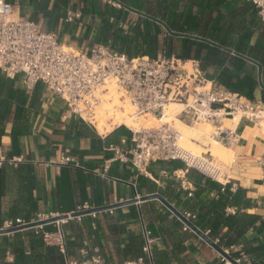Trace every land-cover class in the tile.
Returning a JSON list of instances; mask_svg holds the SVG:
<instances>
[{
  "label": "crops",
  "instance_id": "1",
  "mask_svg": "<svg viewBox=\"0 0 264 264\" xmlns=\"http://www.w3.org/2000/svg\"><path fill=\"white\" fill-rule=\"evenodd\" d=\"M8 1L16 7V10L22 16L29 17L36 22L39 21L40 17H43L38 12L41 0ZM118 1L122 4L121 9L113 8L99 1L93 2L92 9H88L85 1L71 0L68 11H81L83 14L81 20L75 23H66L65 18H63L59 20L55 29L48 30L47 21L42 18V27L47 31L55 32L60 42L63 41L62 44L84 51L92 45L98 44L96 40L105 17L109 18L111 23L123 27L124 33H127L129 25L136 24L138 18L141 17L127 8L140 11L149 16L151 15L147 11L153 10L160 16L163 11H168L173 3L178 15L190 10L194 16L198 9L211 7L215 10L212 14H208L209 20L215 24L218 16L222 15L224 20L221 25L224 26L226 21L227 25L230 23V12L252 6L245 0H224L223 2H213V0H127L128 5L124 4L122 0ZM53 4L54 0L49 5L50 9ZM153 18L165 24L160 18ZM200 19L201 16L199 15ZM243 20L247 21L244 22ZM251 20V15L246 17L243 16L242 12L239 13L236 18H233V23L239 26L243 21L245 23L244 29L241 30V27H238L241 32L230 35V39L232 38V41L236 43L244 31H252L253 34L248 44L247 54L236 52L233 44L230 47H225L232 52H226L210 44L208 45L218 49V54L221 56L225 54L236 56L234 53H237L253 61L249 62L236 56L246 62L245 70L240 74L249 75L257 82L254 94L256 98L257 95L262 96L264 91L260 84L262 82L264 85V43L262 41L264 26L258 14L254 18V22L249 23ZM75 25H77V28L73 33ZM158 25L163 29V34L159 39L158 55L164 52L168 54L165 49V38L169 35L173 38L171 55L176 56L182 51L183 40L186 38L173 37L162 25ZM66 26H68V29ZM185 35L202 38L197 34ZM203 39L218 44L209 38ZM189 40L192 41V59L200 61L207 79L216 82L222 88L235 87V81L230 77L231 74L237 71L234 66L229 62H226L223 66L206 64L204 61L202 62L206 52H201V59L195 58L198 52L197 43L204 42ZM107 46L110 47L111 51L121 52L120 47L112 43ZM226 73L227 75H225ZM1 74L5 76L3 73ZM15 82L17 86L23 88L19 81ZM40 86L41 101L31 115L32 134L22 139L21 154L11 156L12 122L7 124L0 145V154L5 158L0 168L5 165L7 168L16 169L22 164H31L34 167V198L37 202V211L34 212L33 219L40 213L55 216L73 213L62 214L60 211L58 178L64 168L70 170L72 176L71 185L73 187L72 191H74V202L77 205L76 211L85 204H88L91 208L102 207L124 203L137 199L139 196L160 194L177 207L181 213L188 214L184 208L190 201H194L197 192L194 182L190 179V174L187 179L192 187L191 192L184 190L181 183L172 176L165 177L161 175V172L171 174L174 170L183 169L184 164L182 162L159 163L153 166V178L159 184L149 178L138 176L137 171L129 163L114 161L117 150L128 151L133 147L131 132L127 128V130L124 129L125 127L115 128L106 135H100L78 119L65 118L63 101L53 93L48 92L45 86ZM33 91L29 92L32 93ZM255 98L253 101L261 102L264 105L262 98L259 100H255ZM224 126L235 129L240 136V141L237 144L229 146L223 143L234 153L231 167L226 174L230 179V186L234 185L235 191L239 187L246 190L247 198L252 201L255 207L245 212L260 217L259 222L247 233L246 239L257 238L264 242V166H261L258 162L259 160L264 161V133L259 124L246 120H241L237 127H234L232 123L224 124ZM63 159H69L71 163L64 164ZM106 165L109 166V169L105 176H102ZM77 170L83 171L87 176L93 175L94 183L93 185L87 184L86 194L88 199L83 203L79 191L75 189L77 188V181L73 176L76 175ZM205 180L206 178L203 177V183H205ZM170 183H173L172 187L176 189V195L180 191L182 192L180 195L182 204L180 206L177 205L176 199L170 200V197L166 194V188ZM18 184L16 179H12L7 194L1 198L0 212L5 219L4 223L15 220L11 212L14 203L18 199ZM95 189H99L101 194L102 205L100 206L94 200ZM204 195L201 197L204 198ZM216 196L217 193L212 192L209 198H215ZM174 217L161 202L155 200L118 208L113 210L112 214L102 212L98 213L96 217L84 216L69 219L62 224V231L66 243L69 244L70 262L72 264L74 262L78 264H124L130 261L135 253H138L140 257L145 256V244L142 236L144 224L151 231L153 237L157 239L153 251L154 264H227L212 247L185 225L181 230L175 229L170 224H164V221L172 220ZM15 221H22V218L19 216ZM52 227L56 230L52 233L54 234L57 232V226L52 225ZM166 230L174 232L177 237H169ZM13 235L0 236V244L4 237L11 238ZM184 235L186 237L183 238ZM13 262L14 256L10 253L4 259H0V264H12ZM257 264H264V262Z\"/></svg>",
  "mask_w": 264,
  "mask_h": 264
},
{
  "label": "built area",
  "instance_id": "2",
  "mask_svg": "<svg viewBox=\"0 0 264 264\" xmlns=\"http://www.w3.org/2000/svg\"><path fill=\"white\" fill-rule=\"evenodd\" d=\"M83 1L88 9H92L96 1L122 8L118 0ZM245 1L256 8L264 26V0ZM82 15L81 11L69 10L65 22L75 23L81 20ZM0 71L7 78L19 81L27 91H33L38 85L45 86L48 92L63 101L65 118L78 119L100 135L109 133L107 128L103 129V133L99 131L102 116L107 118L110 115L114 117L116 113L124 114L122 106L127 101L135 108L133 117L136 121L142 118L145 121L154 120L157 126H139L135 129L125 124H114L113 119H108L106 123L112 128L111 131L119 127L127 128L133 144L128 151L117 150L114 161L129 163L138 176L149 178L157 184L159 182L153 178L152 167L159 163L180 161L184 164L183 169L174 170L171 174L161 172V175L172 176L184 190L190 192L192 187L187 176L192 171L221 184L223 188L231 183L211 154L193 155L184 149V136L177 129V122L188 126H210L213 138L232 146L240 141V136L235 129L224 127V120L234 124L236 116L240 115L242 120L259 125L264 121V105L261 102L251 101L208 80L198 60H183L165 52L155 59L143 54L129 57L122 52H112L104 44L92 45L84 51L71 48L62 44L55 32L47 31L39 27L36 21L22 16L8 0H0ZM111 91L123 95L122 106L103 109L107 101L105 97H110ZM108 102L112 104L113 100ZM171 105L178 108L169 112ZM3 161L5 158L0 154V165ZM62 162L71 163L69 159ZM258 162L264 166L263 160ZM108 169L106 165L102 176ZM231 191L235 192L234 185ZM88 209L91 207L85 204L78 211ZM235 212L234 209L228 210L230 214ZM108 213L112 214L113 211ZM185 215L191 219L190 214ZM56 217L59 216L40 213L30 223ZM16 222L18 225L14 221L6 222L2 229L29 224ZM63 223L47 225H56L57 232L45 233L44 237L47 243L65 252ZM142 236L145 256L124 264H154L153 251L157 239L144 224ZM241 256L243 264H252L243 253Z\"/></svg>",
  "mask_w": 264,
  "mask_h": 264
},
{
  "label": "trees",
  "instance_id": "3",
  "mask_svg": "<svg viewBox=\"0 0 264 264\" xmlns=\"http://www.w3.org/2000/svg\"><path fill=\"white\" fill-rule=\"evenodd\" d=\"M51 1L41 0V4L38 7V12L47 21L48 30L55 29L59 20L66 17L71 4V0H54L53 7L50 9L49 5ZM223 1L213 0V2ZM122 2L128 5L127 0H122ZM214 10L211 7L200 8L194 16L190 10L178 15L175 4L172 3L170 9L165 12L163 11L160 16L153 12V10H148L147 13L153 17L160 18L174 33L197 34L202 38H209L224 47H230L233 44L236 52L247 54L248 44L253 33L251 30L244 31L239 40L234 43L232 38L230 39V35L241 32L238 27H241V30H243L245 26L244 22L247 20H243L244 22L242 21L239 26H236L233 23V18H236L242 12L243 16L248 17L251 15L252 20L249 23H252L258 14L256 8L252 5L247 9L241 8L240 10L230 12V23L227 25L226 21L224 26L221 25L224 20L222 15L218 16L215 24L209 20L208 14H212ZM199 15L201 16L200 20ZM66 28L68 29V26ZM76 28L77 25H75L73 33H75ZM100 30V34L96 40L98 44L108 45L112 43L120 47L121 52L129 57L143 54L155 59L158 56L159 39L163 34V29L153 21L139 17L136 24L129 25L128 32L124 33L123 27L111 23L109 18L105 17ZM172 41L173 38L167 35L165 38V49L169 55H171L173 50ZM262 41L264 43V34ZM191 44V40L184 39L182 51L176 56L183 60L192 59ZM197 47L198 52L195 58L201 59V52H206V55L202 59V62L204 61L206 64L218 66H223L226 62L232 64L237 71L230 75L231 79L235 81V87H230L229 90L239 93L251 101L254 100L257 82L249 75L240 74L244 72L246 67L244 60L229 54L221 56L218 54V49L205 43H197ZM40 87V85L36 86L34 91L30 93L17 86L15 80L3 76L0 71V145L7 124L12 122L11 156H19L21 154L22 139L32 134L31 115L41 101L42 92ZM262 100L264 102V91L262 93ZM92 176H87L81 170H77L76 175L73 176L77 181V188L75 189L79 191L82 203L88 199L86 194L87 184L93 185L94 183ZM12 179H16L19 183L18 199L13 205L12 217L16 220L20 216L22 223H30L33 220L34 212L37 211V202L34 198V167L31 164H22L16 169H10L3 165L0 168V201L7 194ZM71 179L70 170L64 168L61 176L58 178L60 211L62 214L77 210ZM190 179L197 188L194 201H190L184 208L191 215V221L201 231L207 233L213 241H216L221 247L229 251L234 259L241 258V254L243 253L252 264L264 262V242H261L257 238L246 239L247 233L260 220L259 216L249 215L245 212L255 207L252 201L247 198L246 190L239 187L233 192L230 185L223 188L221 184L209 179H206L205 183H203V176L195 172L190 173ZM172 185L173 183L168 184L166 194H168L170 200L176 199L177 205L180 206L182 204L180 197L182 192L180 191L176 195V189ZM212 192L217 193L215 198H209ZM203 195L204 198L201 197ZM94 200L99 206L102 205L99 189L94 190ZM229 209H234L236 211L235 214L228 213ZM15 220L14 224L18 225ZM4 221L5 219L0 212V229L3 228ZM164 224H170L175 229L182 230L184 228V225L175 217L172 220L168 219L164 221ZM55 231L52 226H44L43 229H30L25 232L15 233L11 238L4 237L0 244V259H4L10 253L14 256L12 264H69L71 260L69 244L66 243L65 252H62L58 246L49 244L45 240V233H53ZM167 234L171 238L177 237L171 231H167ZM184 237L186 236L184 235ZM239 246L241 250L234 251ZM139 258L140 255L135 253L130 261Z\"/></svg>",
  "mask_w": 264,
  "mask_h": 264
},
{
  "label": "water",
  "instance_id": "4",
  "mask_svg": "<svg viewBox=\"0 0 264 264\" xmlns=\"http://www.w3.org/2000/svg\"><path fill=\"white\" fill-rule=\"evenodd\" d=\"M129 11L133 12L136 15H139L141 17L147 18L151 21H154L160 25H162L166 31L172 35L173 37L176 38H186V39H193V40H198L207 44H210L214 47H217L219 49H222L226 52H232L231 50L222 47L214 42H211L207 39H203V38H197V37H192L189 35H185V34H176L171 32V30L162 22H160L159 20L144 14L140 11L134 10V9H130L127 8ZM236 56L243 58L249 62H253L252 60L246 58L245 56L239 55L237 53H234ZM260 78H261V74H260ZM261 84V88L264 90V85ZM159 201L162 203V205L169 210L170 213H172L183 225H185L189 230H191L195 235H197L201 240H203L206 244H208L210 247H212L224 260H226L227 262H229L230 264H241L238 260L234 259L227 250H225L223 247H221L216 241H213L206 233H204L203 231H201L192 221L191 219H189L185 214L181 213L177 207H175L174 205H172L164 196L160 195V194H150L147 196H143L141 198H137V199H133L124 203H119V204H114V205H106V206H102V207H94L88 210H84V211H76L73 212L71 214H66V215H62L56 218H52L50 220L47 221H40V222H35V223H29L23 226H19V227H14L11 229H0V236H5V235H10V234H15L18 232H22V231H26V230H30V229H35V228H40V227H44L50 224H54V223H60V222H65L68 221L69 219H76V218H80V217H84V216H91L93 214H98V213H102V212H108V211H113L115 209L118 208H122V207H127V206H132L135 205L137 203L140 202H146V201Z\"/></svg>",
  "mask_w": 264,
  "mask_h": 264
},
{
  "label": "bare ground",
  "instance_id": "5",
  "mask_svg": "<svg viewBox=\"0 0 264 264\" xmlns=\"http://www.w3.org/2000/svg\"><path fill=\"white\" fill-rule=\"evenodd\" d=\"M71 48H73V47H71ZM116 95L120 96L122 94H117L115 91L114 92L111 91V96L105 97V99L107 100L106 103L109 100H113V103L114 104L116 103L115 105L122 106L120 103L118 104V102H119L118 97L119 96H116ZM122 99H123V95H122ZM122 99H121V101H122ZM126 103H127V101H125V104ZM105 105H107V104H105ZM124 106L125 105H123L122 107L124 108ZM177 108H178L177 105H171V106H169L168 111L172 112L174 109H177ZM124 109H125L124 114L116 113L114 115V117L112 115H110L107 118L105 116H102L103 119L98 126L99 131L101 133H103L104 128H107V132L111 131L110 126H108L106 123L107 119H113L114 124H125L127 127H131V128H135V129H138L139 126H142L144 128H152L153 127V124L155 122L153 123L152 121H154V120H152L150 122V120L144 121V119L142 118V119L136 121L137 119H135L133 117L135 114V108L133 106L128 104L126 106V108H124ZM238 116H236V118H235L236 126H238V124L242 120V118L239 119ZM147 122H149V123H147ZM176 127L182 133V135L185 138V140L183 141L184 149H186L191 154L201 155V154H205L204 152H207V153H210L213 158L219 159L220 161H222L224 163H231L233 161V159H234L233 151L231 149H229L228 147L224 146L219 140L212 137V135H211L212 131H211L210 126H207L208 128L205 129V131H199L198 129H196L192 126H188V125H185L181 122H177ZM263 128H264V126H263Z\"/></svg>",
  "mask_w": 264,
  "mask_h": 264
},
{
  "label": "rangeland",
  "instance_id": "6",
  "mask_svg": "<svg viewBox=\"0 0 264 264\" xmlns=\"http://www.w3.org/2000/svg\"><path fill=\"white\" fill-rule=\"evenodd\" d=\"M43 17H40L39 18V21L37 22L38 23V26L40 27V26H42L43 25V19H42ZM61 43H63V41H61ZM112 52H115V50H112ZM2 73V72H1ZM116 96H119V95H116ZM119 102H118V104L120 103L121 105H122V102H121V99H122V95H120L119 97ZM262 98V96H260V95H257V97L255 98V100H259V99H261ZM107 105H104L105 107L103 108V109H112V107L116 104H114V103H109V102H107L106 103ZM129 103L127 102L126 104H125V106H124V108H126V106L128 105ZM130 105V104H129ZM133 112V111H132ZM239 117V119H241V116L239 115L238 116ZM237 117V118H238ZM108 120V119H107ZM145 121V120H144ZM152 120H150V122H151ZM154 124H153V127H156L157 126V123H156V121H152ZM147 123H149V122H147ZM223 123L224 124H227V123H231V122H229V121H227V120H224L223 121ZM264 121H261V123H260V126L259 127H261L262 128V131H263V133H264V128H263V126H264ZM224 124H223V126H224ZM155 125V126H154ZM177 125V124H176ZM192 127H194V128H196V129H198L199 131H205V129H207L208 127H207V125H196V126H192ZM225 127V126H224ZM234 127H237L236 126V124H235V122H234ZM110 129H112L111 127H110ZM184 140H185V138H184ZM204 152V151H203ZM205 154H210V153H207V152H204ZM215 159V161L218 163V165L221 167V169L223 170V172L225 173V174H227L228 173V170L230 169V167H231V163H224V162H222V161H220L219 159H216V158H214ZM230 166H229V165ZM241 250V248L240 247H237V248H235L234 249V251H240ZM228 253H229V251H228ZM230 254V253H229ZM236 260H240V263L241 264H243L244 263V259L242 258V256H241V258H239V259H236ZM226 261V260H225ZM227 262V261H226ZM228 264H230L229 262H227Z\"/></svg>",
  "mask_w": 264,
  "mask_h": 264
}]
</instances>
